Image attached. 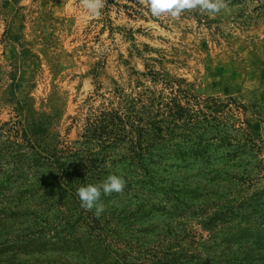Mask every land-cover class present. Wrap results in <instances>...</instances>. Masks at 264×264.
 I'll use <instances>...</instances> for the list:
<instances>
[{"label":"trees","instance_id":"1","mask_svg":"<svg viewBox=\"0 0 264 264\" xmlns=\"http://www.w3.org/2000/svg\"><path fill=\"white\" fill-rule=\"evenodd\" d=\"M182 103L122 99L75 142H56L44 120L0 128V213L7 228L23 218L5 233L0 264H264V186L246 193L232 177L223 186L210 173L196 183L173 175L191 160L209 162L212 149L257 158L243 153L255 143H232L218 120ZM112 172L125 187L102 194L97 216L81 206L77 189ZM245 176L264 179V159ZM190 220L209 238L198 241Z\"/></svg>","mask_w":264,"mask_h":264},{"label":"rangeland","instance_id":"2","mask_svg":"<svg viewBox=\"0 0 264 264\" xmlns=\"http://www.w3.org/2000/svg\"><path fill=\"white\" fill-rule=\"evenodd\" d=\"M220 2L215 14L197 7L173 17L153 16L149 0H102V14L88 17L82 0H0V128L44 120L56 142H75L122 99L189 101L199 117L227 128L232 143L254 142L243 153L257 158L212 149L209 162L174 171L176 181L210 173L223 186L230 177L237 188L243 183L246 193L261 188L264 179L247 182L245 174L264 159V0ZM4 217L0 243L23 221L7 228ZM189 225L198 241L212 234L197 220Z\"/></svg>","mask_w":264,"mask_h":264},{"label":"clouds","instance_id":"3","mask_svg":"<svg viewBox=\"0 0 264 264\" xmlns=\"http://www.w3.org/2000/svg\"><path fill=\"white\" fill-rule=\"evenodd\" d=\"M81 7L84 15L88 17H99L103 8L102 0H82ZM199 7L201 11L215 14L224 5L220 0H149L150 12L153 16L168 13L173 17L179 16L182 11ZM124 178L115 173H109L102 181L96 184L87 183L77 189V195L81 206L85 209H95L97 216L104 212L105 205L101 196L110 195L113 192L121 193L125 187Z\"/></svg>","mask_w":264,"mask_h":264}]
</instances>
